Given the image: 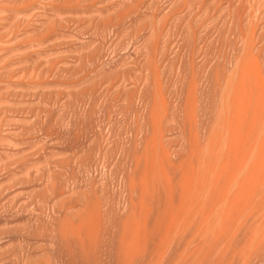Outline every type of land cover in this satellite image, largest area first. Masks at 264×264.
Masks as SVG:
<instances>
[{
  "label": "rangeland",
  "instance_id": "374dc122",
  "mask_svg": "<svg viewBox=\"0 0 264 264\" xmlns=\"http://www.w3.org/2000/svg\"><path fill=\"white\" fill-rule=\"evenodd\" d=\"M238 25L240 27L237 28ZM240 36L244 40L255 38L256 43L253 38L252 42L257 45V49L263 51L264 0H0V264H122L130 257L129 264L133 258H135V262L132 263L133 259L131 264H173L172 261L176 262L181 255L182 260L185 257L188 264L190 256L187 257L184 254L186 245H189L186 244V241L189 242L191 239L192 244L189 242L190 246L196 242L197 244L201 243L198 241L200 234L195 237L196 221L195 226H190L192 220L196 219L195 216H193V219H191L192 216L190 219L187 217L189 220L180 216L182 212L184 216H188L187 212L189 211L187 209L189 207L186 209L187 212L182 210L179 213V217L183 218L185 222L186 220L190 221L186 222L188 226L184 230L181 229L183 225H186L183 223L184 221H181L183 219L180 218V223L178 220V225H175L176 221L173 219L172 214H169L174 212L171 209L175 206L173 207L171 203H165L168 198L172 201L176 200L174 203V205L177 203L176 208H178L179 202L183 203V201H180V196L178 198L179 190H177V183L175 184L177 177L172 179L170 184L172 182L173 184L171 186L164 184L165 180L162 179L158 182L156 180L157 184L153 181L155 179L152 178V180L148 179L155 182L154 184L144 180L145 183L151 184L149 185L150 189L155 184L157 186L154 189L152 188V191L149 186L147 188V190L149 189V191H146L148 195H156H152V200L148 195L146 198V194L145 197H142L144 196L143 192L146 190L143 188H141V192H136L137 196L136 193L132 195V191L136 189L138 191V187L144 185L142 177H139L144 174L139 172V168H146L145 159L143 157L141 158L143 161L140 160L143 162V166L141 163L136 166L139 163L137 159L141 156L140 151L145 155L144 143L147 146L149 144L146 141L159 142L155 137L158 138L163 135L162 129H164V135L159 137L158 140L167 139V145H164L166 143L164 141L162 144L160 140V144L164 147L162 148L158 143V150L163 153V149L165 150V147H168V143H171L170 148L166 149L170 152L173 150L172 148H179V152L175 149L174 153L171 152V154L167 150L170 162L177 161L182 156V152L183 155L186 153L181 135L188 136L190 131L195 134L197 127L202 129L197 130L196 134L208 130L209 126L204 127L207 123L206 120L208 119V122L211 123L209 117L215 115L221 96V91H219L221 89H218L219 85H215L217 83L215 81L222 79L221 75L225 73L229 66L230 58H232L235 49L239 48ZM256 36L259 37V40ZM218 75L219 79L216 80ZM154 83H156V87L159 85L158 91L164 93L163 98L166 97L169 102L171 101L169 104L166 99L165 103L161 101V98L160 102L163 104L158 103L161 93L154 89ZM191 83H195L198 89ZM188 88H194L195 93L198 94L194 98H196L195 101L198 99L199 104L194 101L197 103L194 105L196 106L195 109L200 107L198 113L200 115H196V120H194V114H196L194 111L192 116L194 118H191L192 121H196L197 125L195 126L192 125L194 121H191V123L188 121L189 118L184 119L185 117H183L184 108L182 107L185 94L189 91ZM156 92L160 94H155ZM154 94L158 98V102L155 101L154 103H158L160 107L157 106L158 104H156L157 107L153 108L152 106L154 105L153 100L156 99L152 97ZM156 95L160 96L157 97ZM142 96H146L145 100ZM147 96L150 97V100ZM147 100L150 102H148L149 106L144 104V102L147 103ZM171 103L174 107L170 105ZM167 105H170L169 109L173 110L172 114H170L171 111ZM178 105L180 106L178 107ZM164 106L167 107L169 113L165 109L163 110L164 113L161 111L162 123H151L155 122L154 119L158 118L159 111L162 110L160 108H165ZM181 108L183 109V116L180 114L182 112H179ZM195 109L193 108V110ZM150 111H152L151 116L156 112L154 116L157 117L153 116L154 119H151V116H149ZM144 112L146 114H143ZM165 113L168 114V117L171 116L172 121L169 120L172 122L171 124L166 120L167 115ZM201 115L205 116V121L202 120ZM144 116V121L147 119L152 121H146L143 124L142 118ZM163 116H166V118L163 119ZM179 116L187 122L179 121ZM174 117H177V119L174 120ZM183 119L180 118V120ZM201 120L203 126L199 127ZM184 122L185 126L187 125L186 127L182 126ZM188 123L193 126L192 129L189 128ZM209 123L207 124L210 125ZM141 124L146 126H143L146 135L141 132L143 128L139 129L142 127ZM147 125H151L150 128ZM153 125L156 127V129L154 128L155 131L151 128L154 127ZM157 126L162 129L158 131ZM180 127L183 132L180 131ZM183 127L187 133L183 130ZM186 128L190 129L189 132ZM150 130L152 131L151 138L146 139L150 136ZM200 130L202 131L199 132ZM136 132L139 133L138 136L141 135L142 137L144 135L142 140L139 137L140 141L144 140V143L139 141L138 136L136 143L133 142L136 140ZM157 133H159L158 136ZM203 133L198 136L200 140L204 136ZM179 135L180 138L178 139ZM144 137L146 138L144 139ZM153 137L155 139H152ZM133 143L143 145H140L141 148L138 150L139 146L133 147L135 145ZM180 147L182 148L180 149ZM135 152L136 154L139 153L135 155ZM177 155L180 157L177 158ZM130 156L138 158L132 162L133 158ZM170 156H172V160ZM128 157L130 158L128 159ZM136 162L138 163L136 164ZM133 168H137L136 171ZM143 169L140 171L146 172ZM130 171L136 172L134 181L137 180L141 184L138 185L136 181L137 185H135L134 182L132 183L131 178H129L131 179L130 182L126 180L128 176L132 177L133 175L134 177V173ZM123 176H126L125 179H122ZM140 179L141 181H139ZM161 181H163L162 185H160ZM130 183L135 189L131 187ZM126 184L129 185L128 188ZM148 184H146V187ZM124 185L128 191L126 193L123 191V189L126 190L123 188ZM158 186H163L162 189L159 187L160 193L156 192ZM130 187L131 191H129ZM164 188L177 192L176 196L173 195L176 198L172 196L175 192L170 191L172 194H168V198L165 199L164 192L166 191H164ZM161 190H163V197H161ZM129 192L131 196L127 194ZM123 195L125 197L129 195L127 196V202ZM132 196L133 199H131ZM137 197L143 198L141 199L143 201L146 198V203H148H145L146 206L151 207L155 204L153 205L155 214L152 212V207H147L146 212H149V214L151 212V215L148 214L151 217L149 219L146 215V218L141 217V227L138 228V231L139 229L144 231L142 227L146 228L148 226L145 219L148 220V224L153 222L150 226L154 229L150 227L149 230H154L153 232H156L157 235L163 232V225L166 224L168 226L174 225L176 229H178L177 226L180 228L175 232V228H168L166 225L164 230L168 229L170 231V229H173L171 230L172 233L164 231L163 236L157 237L155 234L153 236L151 231L150 234L148 233V226L147 231H145L147 234L143 235L144 238H142V235L136 234L139 240L142 238L146 243L145 245L142 243L143 240L142 242L136 240L142 243H139L140 245H144L141 246L143 249L146 248L144 250L141 248L142 251L147 253L145 258L146 253L143 252L140 255L142 253L140 249L137 258L135 254L130 255L131 251L129 249L130 253L127 249L123 253V249L128 246L131 247L129 240L132 238L126 239L128 237L126 235L131 237L132 234L129 230L132 228L130 225L133 224L132 232L138 227L137 223H140L138 216L142 215L138 213L145 214L142 209L139 211V206L135 208V205H138L137 201H140ZM148 198L151 202L153 200L158 201H153L149 205ZM159 198H161V201ZM130 199L131 201L134 200L132 201L133 209L130 207L132 203ZM135 201L137 204L134 203ZM156 203L158 204L156 205ZM159 203H165V205ZM188 203H190L189 200L183 204V209L189 205ZM126 204L130 207L129 209ZM139 204L143 205L140 202ZM145 205L143 206L144 209L146 208ZM162 206L165 207L164 210L169 206L171 207L168 211V217L165 216V213L167 215L166 211L169 209L163 211ZM124 208L129 216L126 215V212L124 214ZM148 208L151 211H148ZM89 209H96V212L97 210L100 211L98 212L100 215L94 212L95 217H97L95 218L88 211ZM137 209L139 212L135 211ZM84 211H88L93 219L90 221L85 220L82 216ZM130 213H135L134 216L131 214L132 219ZM161 213L165 216H161L162 219H166L163 220L164 222L160 221L162 220L160 215H163ZM89 214L85 217L86 219L91 217ZM125 215L130 220L126 219ZM82 217L84 222L80 224L83 221ZM137 217L138 219H136ZM124 218L130 223L126 224ZM170 218L175 221V223L172 221L174 224L170 223L171 220H168ZM199 218L196 220L199 221ZM132 220L135 223H132ZM159 221L160 224L161 222L164 223L162 227L159 225L160 229L163 228L162 232L156 228ZM165 221L168 222L165 223ZM67 222L69 224L73 223L75 227L78 226V229H76L78 232L75 228H71L73 225L71 226ZM123 222L127 227L123 226ZM142 224H146V226H142ZM198 226L197 229L199 230ZM188 227H192L191 230ZM69 228L71 229L68 230ZM120 228L124 229L120 231ZM155 228L158 230L156 231ZM187 228L188 233L186 231L184 233L186 235H184L183 232ZM179 230L184 236L178 233ZM120 232L121 234L124 233L126 240L123 234L120 236ZM125 233L127 234L125 235ZM165 233H168L167 236H165ZM175 233L180 234V237L184 239L181 240L178 236L179 242L176 243L178 240H176L177 237L174 238L177 235ZM200 233L202 236L200 235L199 238L202 237L201 241H205L207 238L204 237L206 236L205 233ZM151 234L152 236H148ZM170 234H174V236H169ZM188 234H190V237ZM192 235L195 239L191 238ZM237 235V242V236L232 241L235 240L239 246L242 243L240 240L242 234ZM119 237H123V241L120 242ZM145 237L148 238L147 241ZM153 237H157V240L155 238V241ZM165 239L171 242L175 251L170 247L171 244L167 245L169 241H165ZM173 239H175V242L172 241ZM210 239L212 241L209 236L206 244L209 243ZM163 240L162 244H166L170 253L168 249H165L164 244L162 247L165 251L157 245V243L161 245ZM125 241L128 243H125ZM211 241L209 244H211ZM180 242H183L181 243L182 246ZM221 242H225V240L215 242L219 248L223 244ZM232 243L230 245L224 243L226 246V249H223L224 252H229L226 255L222 253L223 250L221 251L217 245L218 249L214 248V243H212L213 246H209L210 248L212 246L213 252L207 246L204 247L206 253L207 250H210L208 255L202 251L203 247L200 250L202 251L200 257L199 254L190 251L194 246H188L191 249L187 248L186 252L189 250V252H192V256L195 254V264H203L201 263L203 261L204 264L206 262V264H211V261H214L213 259L215 261L212 264H215L216 261L220 260H216L217 257L214 256H218L217 254L221 256V253L222 256L225 255V258H228L229 255H232L230 259L235 257L232 261L235 260L236 262L234 261L235 263L232 262V264H237L240 256L234 255L232 248L238 246L235 244V247ZM134 244L132 243V245ZM197 244L194 245L197 246ZM148 245L154 247L153 250L151 247L149 249ZM119 246H122L123 249H120ZM227 246L231 249H227ZM262 246L264 244L256 248V255L252 252L255 248L251 251L254 254H252V258L249 257L251 255L249 252V255L247 254L249 258L246 255V259L245 256L241 257L239 262L241 261V264H243V260L251 262V258L252 262L247 264H264V251L262 250L264 247ZM159 248L169 254L166 253V257L164 252L160 251V256L162 253V256H165L162 257L163 259L160 257L162 260L156 258L159 255L157 253ZM194 249V251H198L196 247ZM132 250L134 249L132 248ZM218 250L220 253L216 254ZM136 251L137 249L135 253ZM151 252L152 255L154 254L153 257L150 255ZM203 252L206 254V262ZM177 253L179 256L175 255ZM172 254L173 256H171ZM196 255H198L197 258ZM125 256L127 257L126 260H124ZM177 256L178 259L176 260L175 257ZM192 256L191 259L195 260ZM170 258L173 259L170 260ZM208 258L212 260L209 261ZM138 259H140L139 262ZM197 259H201V262L197 263ZM221 259L224 260L223 257ZM227 260L225 259L224 262H228ZM179 261L174 264H180ZM182 262L181 264H184V261ZM224 262L221 261V263ZM245 262L244 264H246Z\"/></svg>",
  "mask_w": 264,
  "mask_h": 264
},
{
  "label": "bare ground",
  "instance_id": "6f19581e",
  "mask_svg": "<svg viewBox=\"0 0 264 264\" xmlns=\"http://www.w3.org/2000/svg\"><path fill=\"white\" fill-rule=\"evenodd\" d=\"M253 26V25H252ZM238 27H240L239 25L237 26V28ZM241 29V28H240ZM251 30H253V29H251ZM250 30V31H251ZM237 31V30H236ZM240 31V30H239ZM243 31V30H242ZM246 31V30H245ZM260 32V31H259ZM237 33V32H236ZM235 33V34H236ZM242 33V32H241ZM261 33V32H260ZM249 34H251V33H249ZM240 35H242V34H240ZM243 35H244V31H243ZM242 35V36H243ZM254 35V34H253ZM256 35V34H255ZM251 36V35H250ZM239 37V36H238ZM245 37V36H244ZM248 37V36H247ZM262 37V36H261ZM264 37V36H263ZM253 38V37H252ZM249 39V40H247V38L244 40L243 38H241V36H240V39H239V44L241 45H239V48H234L235 49V51H234V54H233V56H232V58H230V61H229V66L227 67V69H226V71H225V73H223L221 76H222V79H219L218 77H219V75H220V73H219V75L217 76V79L216 80H218V81H215V82H217L215 85H219L220 86V88H219V86H218V89H221V90H219V91H221V93L218 91V93H220V99H219V101H218V104H217V108H216V110L217 111H215V115H211L209 118H210V120H211V123H209L208 122V119L206 120L207 121V123H209L210 125H208L207 123H206V125L204 126V127H208L209 126V128H208V130L206 129V128H204V129H206V131H204V136H203V138H201L202 140H200L199 139V137L198 136H200L199 134H201L202 135V133H199V134H196L198 131L197 130H199V129H202V128H199L198 129V127H197V130L195 131V134H193L191 131H190V133H188V136H184V135H181L182 136V142H183V144L185 145V147H186V153H185V155H183L182 153H181V157L180 156H178L179 154L176 152V154H178L177 156V158H179L176 162L174 161H172V162H170V160L168 159V155H167V150L168 149H166V148H170V144L168 143V147H165V150H166V153H165V150L163 149V153H162V151H160V150H158V148H157V145H158V143H159V145H161L160 144V140L161 139H159L158 140V138L159 137H162L163 135H164V129H162V128H160V129H162V132H163V135L162 136H159L158 138L157 137H155L156 138V140L157 141H159V142H156L155 143V141L154 140H152V142H151V140H149V142L148 141H146L147 143H149L148 144V146H147V144H145L144 143V140L143 141H140V139L142 140V137L144 136H142L141 137V135H139L138 136V134H137V132H136V140L135 141H133V142H135L136 143V141L139 139V137H140V139H139V141L142 143H144V145H145V148H146V146H147V148L145 149H143V150H145V155H143L142 154V152L140 151V154H141V156L138 158V157H136V158H138L137 160L139 161V163L138 162H136V164H134V165H136V166H139L140 165V163H141V165H142V163L143 162H141V161H143V160H141V158H143L144 157V159H145V167L146 168H144L143 169V167H142V169L143 170H146V172H141L140 170H142L141 168H139L140 170H139V172L141 173V174H144V175H142V176H139V177H142V182L144 183V185H142V187L140 186V188L138 187V191H136V190H134V191H132V195H133V193H136V192H139L140 190H141V188H143L144 190H145V192H143L144 193V196H142V197H145V194H146V198H147V195H148V193H146V191H149V189H150V186L149 185H151L150 183L148 184V183H145V181L147 182H151V181H149V179L148 178H150V180H152V179H155V180H153V181H155L156 182V180H157V182L160 180V179H162V180H165L164 181V184L166 183V184H169L170 186L173 184V182L170 184V182L172 181V179L173 178H176L177 177V182H175V180H174V182H175V184H176V186H177V190H179V194H178V198H179V196H180V199H178V200H180V201H183V203L182 202H179L180 204H179V206H178V208H176V204L174 205V203H175V201H172V199H170V198H168V194L170 195V194H172L171 192H175L174 190L176 189V187L174 188V190L173 191H171L172 190V188H169V189H171L170 191H169V189L168 190H166L165 188L167 187V185L165 186V190L164 191H166V192H164V197H165V199H167L168 198V201L167 202H165L166 204H168V203H171L172 205H173V207L175 206V208H173V209H171L172 210V212H173V210H174V212L173 213H169V214H172V217H173V219L176 221V223H175V221H173L171 218L170 219H168V220H171V224L174 222L175 223V225H178V222L180 223V218L183 216V218H186V219H188L187 217H189V219H190V217L192 216V218L191 219H193V216H195V218L197 219V218H199L200 220V222L199 221H197L196 219H193L192 220V222H191V225L190 226H192V225H194V224H196L197 223V225H196V227H195V229H194V233H196V235H195V237L197 236L198 237V235L200 234L201 236H202V234L200 233V232H202L204 235H206V236H204L205 238L207 237V238H209V236H210V238H212V241H211V239H210V241H211V244H209L210 243V241H209V243H207L206 244V241L208 242V240H207V238L205 239V241L203 240V241H201V239H203L202 237H201V239L199 238L200 237V235H199V237H198V241L199 242H201V243H198L197 244V242L196 243H194L195 245L197 244V246H195L194 244L193 245H191L190 246V243L189 242H191V239L189 240V242L188 241H186L187 243L186 244H189V245H186L187 247L185 248L186 249V251H187V248L188 249H191V248H189V247H192V246H194V247H196L197 248V250L199 251V253H198V251L196 252V251H194V250H196V249H194V247H192L193 249L192 250H190V251H193V252H195L196 254H199V257H200V252H202V251H204V250H206V248H204V247H208V248H210L209 246L210 245H214V248H216V249H218L219 248V246H218V244H216V243H218L220 240L222 241H224L225 240V242H221V246H220V248L219 249H221V251L223 250V249H226V243H227V245H230L233 241V238L235 239V236H237V238H236V242H237V240H238V235L237 234H239V233H241L242 235L240 236V237H242V239H240L241 241H242V243L240 244L239 243V241H238V243L240 244L239 246L236 244V242H235V240H234V242L232 243V245L233 246H235L236 247V245L238 246V247H236V248H232V253L234 254V255H237L239 258V260L241 259V257L243 258L244 256V258L246 259V255L250 252L251 253V255L253 254L252 252H254V254H255V250H256V248L257 247H259L260 245H263L264 244V49H263V51H261V50H259V48L257 49V45L255 44L256 42H255V38H253L254 39V42H252V40L253 39ZM256 38H257V36H256ZM259 38V37H258ZM257 38V39H258ZM262 39V38H261ZM251 40V41H250ZM259 40V39H258ZM264 40V39H263ZM259 43V42H258ZM259 45V44H258ZM263 45V44H262ZM260 46V45H259ZM260 49H261V46H260ZM226 67H224V68H226ZM221 71V70H220ZM223 71V72H224ZM217 74V73H216ZM154 75V74H153ZM156 76V75H155ZM213 76H214V74H213ZM214 78V77H213ZM158 79V78H157ZM154 80V79H153ZM159 80V79H158ZM190 82V81H189ZM194 82V81H193ZM220 82V83H219ZM157 83V82H156ZM156 83H154L155 84V90H157L158 91V89H159V85H157V87H156ZM195 88L197 87V85L194 83H191ZM191 86V85H190ZM190 86H188V87H190ZM192 86V87H193ZM182 87H184V86H182ZM153 88V87H152ZM158 88V89H157ZM185 88V87H184ZM187 89V88H186ZM196 89H198V88H196ZM189 90V91H188ZM188 90H185V91H188V93L186 92V94H185V101L183 102V100H182V102L184 103L183 104V107L182 108H184V110L181 108V110L179 109V112H182V110L184 111V116H183V112L182 113H180L183 117H185L184 119H186V118H189L190 120H188V121H192V119L194 118H192V116H193V112L194 113H196V114H194L195 115V119L194 120H196V115L197 116H199L198 115V113H199V108L198 109H195V105L194 104H197L199 101H198V99H197V101H195L196 100V98H194V96L195 97H197V95L198 94H196L195 93V89L193 88V89H191V88H188ZM193 90H194V93H193ZM162 91V90H161ZM184 91V90H183ZM183 91H182V94H183ZM197 91V90H196ZM158 92H160V90L158 91ZM150 93V92H149ZM161 93V92H160ZM160 93H155V94H160ZM185 93V92H184ZM155 94L152 96L153 98H156L155 97ZM164 94V93H163ZM163 94L161 93V97H159L160 95H156L157 97H159V99L158 98H156L155 100H153V103L156 101V102H158L157 101V99L159 100V102L158 103H161V105L163 104L162 102H160V98H161V101H164V103H165V99L167 100V98L165 97V99L163 98ZM152 95V94H151ZM150 95V96H151ZM184 95V94H183ZM193 96V97H192ZM143 97V96H142ZM142 97H141V100H142ZM146 97V96H145ZM145 97H143V100H145ZM148 97V96H147ZM182 97V96H181ZM184 97V96H183ZM193 99H192V98ZM149 98V100H150V97H148ZM152 98V99H153ZM163 98V99H162ZM180 99V98H179ZM182 99V98H181ZM149 100H147V103H145L144 102V104H146V105H148L149 106V104H148V102H149ZM171 100V99H170ZM173 100V99H172ZM175 100V99H174ZM177 100H178V98H177ZM168 101V100H167ZM166 101V102H167ZM180 101V100H179ZM197 102V103H195V102ZM141 102H143V101H141ZM171 102V101H170ZM169 101L167 102L168 104L170 103ZM175 102V101H174ZM220 102V103H219ZM150 103V102H149ZM152 103V104H153ZM158 103H154V105H152L153 106V108L154 107H160L159 106V104ZM181 103V102H180ZM143 104V105H144ZM156 104H158L157 106H156ZM199 104V103H198ZM145 105V107H146V109L148 110V108H147V106ZM170 105H172V103L170 104ZM170 105H167V107H168V109H169V106ZM177 105V104H176ZM173 106V105H172ZM180 105H178V107H179ZM194 106V107H193ZM198 106V105H197ZM165 107V106H164ZM167 107H165V108H160V109H162V110H160L159 112H160V115L158 116V118H156L155 116H154V114H156V112H154V114L151 116V112L152 111H150V115L149 116H151V119H154V117L156 118V119H161V120H156V119H154V121L155 122H151V123H158V122H160V123H162L161 121H163L162 120V117H161V115H162V113H164V109L167 111ZM174 107V106H173ZM176 108H177V106H175ZM144 108V107H143ZM153 108H151L152 110H154ZM172 108V107H171ZM176 108H174V109H176ZM193 108L195 109V110H193ZM211 108V107H210ZM209 108V109H210ZM157 110H158V108H156ZM156 109H155V111H156ZM170 110V109H169ZM176 110H178V109H176ZM198 110V112H196ZM161 111H163L162 113H161ZM165 111V112H166ZM171 111V113L170 114H172V112H173V110H170ZM142 112H143V110H142ZM145 112H146V110H145ZM143 113V114H146V113ZM168 113H169V111H167ZM174 112H176L177 113V111H175L174 110ZM205 112V111H204ZM212 112V111H211ZM149 114V113H148ZM202 114V113H201ZM207 114V113H206ZM158 115V114H157ZM165 115H167V118H166V116H163V119H165L166 118V120H171V116L169 115V117H168V114L167 113H165ZM173 115H175L174 113H173ZM209 115V114H208ZM146 116V115H145ZM145 116H144V118H142L143 119V124H145L146 123V121H148V122H150V121H152L151 119H150V117H149V119H150V121L147 119L148 118V116H147V120L146 121H144V119H145ZM154 116V117H153ZM176 116V115H175ZM202 116V115H201ZM200 116V117H201ZM141 117H143V116H141ZM180 117V116H179ZM208 117V116H207ZM170 118V119H169ZM175 118L177 119V117H174V120H175ZM181 119H183L182 117H180ZM180 118H179V121H185V122H187L186 120H180ZM192 118V119H191ZM198 118V117H197ZM202 118V120L203 121H205V116H202L201 117ZM212 118V119H211ZM199 119V118H198ZM198 119H197V122H198ZM165 120V121H166ZM193 120V121H194ZM201 120V123H200V125H198L199 127H202L203 126V121ZM142 121V120H141ZM157 121V122H156ZM168 121L166 122L167 124H168ZM172 121V120H171ZM178 121V120H177ZM192 121V122H193ZM145 122V123H144ZM176 122V121H175ZM185 122H184V124H182V126L184 125L185 126ZM191 122V123H192ZM140 123H142V122H140ZM169 123L171 124L172 122H170L169 121ZM179 122H177V124H178ZM195 123V124H194ZM194 123H192V125L193 126H195V125H197V123H196V121H194ZM147 124H149V123H147ZM189 124V128H191V127H193L190 123H188ZM199 124V123H198ZM202 124V125H201ZM205 124V123H204ZM155 125V124H154ZM153 125V126H154ZM159 125V124H158ZM161 125V124H160ZM163 125H165L164 123H163ZM179 125V124H178ZM191 125V126H190ZM140 126H142V124L140 125ZM144 127H146L145 125H143ZM140 127L139 129H141V128H143V130L141 131V132H144L145 133V131H144V127ZM151 126V125H150ZM150 126L149 125H147V127H149L150 128ZM156 126V125H155ZM151 127V128H153V130L155 131V129H156V127ZM166 126H168V125H166ZM172 126V125H171ZM175 126V125H174ZM179 126H181V125H179ZM187 126V125H186ZM185 126V127H186ZM158 128H157V130L158 131H160V129H159V126H157ZM163 127V126H162ZM170 127V126H169ZM168 127V128H169ZM149 128H147V129H149ZM155 128V129H154ZM168 128H167V130H168ZM171 128V127H170ZM184 128V127H183ZM188 128V127H187ZM186 128V129H187ZM195 129H196V127H194ZM193 128V131L195 130ZM146 129V130H147ZM172 129V128H171ZM178 129V128H177ZM180 129V131L181 132H183L182 130H181V127L179 128ZM178 129V130H179ZM192 129V128H191ZM184 131H185V128L183 129ZM188 130V129H187ZM190 130V129H189ZM189 130H188V132H189ZM151 131V130H150ZM202 130H200L199 132H201ZM138 132H140V131H138ZM140 132V133H141ZM147 132V131H146ZM149 132V131H148ZM179 132V131H178ZM180 132V133H181ZM186 133H187V131H185ZM206 132V133H205ZM150 133V132H149ZM165 133H167V131H165ZM171 133V132H170ZM192 133V134H191ZM148 134V133H147ZM151 134H152V131H151V133L149 134L150 136H149V138L147 137H144V139L146 138V139H150L151 138ZM155 134H156V132H155ZM181 134H185V133H181ZM145 135H146V133H145ZM154 135V134H153ZM159 135V133H157V136ZM185 135H187V134H185ZM196 135V136H195ZM137 136H138V139H137ZM165 137V136H164ZM167 137V136H166ZM154 137L152 138V139H155ZM168 138V137H167ZM180 138V135H179V137H178V139ZM163 139H165V138H163ZM177 139V140H178ZM134 140V139H133ZM167 140V139H166ZM166 140H163L164 142H166ZM162 141V140H161ZM163 141H162V144H163ZM171 141V140H170ZM179 141V140H178ZM178 141H177V144H178ZM135 143H133V144H135ZM137 145H138V143H137ZM136 144L133 146V147H135V146H137ZM141 145V144H140ZM140 145H138L139 146V148H138V150L141 148L140 147ZM143 145V144H142ZM141 145V146H142ZM165 146L167 145V142L164 144ZM172 145H173V143H172ZM171 145V146H172ZM179 145V144H178ZM162 146V145H161ZM158 147H160V146H158ZM164 146H162V148H163ZM179 147V146H178ZM182 147H184V146H182ZM182 147H180V149L182 148ZM184 147V148H185ZM136 148V149H137ZM132 149V148H131ZM173 149V150H172ZM171 150V152H173L174 153V150L176 149V151H178V149L179 148H172ZM134 150H135V148H134ZM142 150V151H143ZM136 151V150H135ZM160 151V152H159ZM183 151V150H182ZM133 152V151H132ZM168 152H170L169 150H168ZM171 152H170V154H171ZM179 152V151H178ZM184 152H185V149H184ZM134 153V152H133ZM139 153V152H138ZM137 153V154H138ZM144 153V152H143ZM165 153V154H164ZM136 154V152H135V155H137ZM169 154V155H170ZM143 155V156H142ZM133 156H134V154H133ZM139 156V155H138ZM175 156V155H174ZM131 157V156H130ZM130 157H128V159L130 158ZM131 158H133L132 159V162H134L135 161V159L136 158H134V157H131ZM170 158H171V160H172V156H170ZM174 158V157H173ZM176 158V159H177ZM175 159V158H174ZM131 160V159H130ZM130 160H129V162H130ZM136 160V161H137ZM141 160V161H140ZM128 162V163H129ZM131 162V163H132ZM130 165H133V164H130ZM129 165V166H130ZM129 166L127 167V169H126V172L128 171V168H129ZM143 166V165H142ZM132 167V166H131ZM130 167V168H131ZM134 167V166H133ZM141 167V166H140ZM134 169V168H133ZM136 169L137 168H135L134 169V171H136ZM134 171H132L133 173H134ZM131 172V171H130ZM129 172V173H130ZM131 172V173H132ZM128 173V174H129ZM130 173V174H131ZM137 173H138V170H137ZM139 173V174H140ZM135 174H136V172L134 173V177H133V175H132V177H130V176H128V179H126V180H129V182L131 181V179H132V183L134 182V184L135 185H137V183H135L136 181H134L135 179ZM126 175V174H125ZM137 176V177H138ZM144 176H145V178H144ZM175 176V177H174ZM124 177H126V176H123L122 177V179H125ZM146 177H147V179H146ZM129 178H131V179H129ZM144 178V179H143ZM152 178V179H151ZM137 179V178H136ZM139 179V178H138ZM145 180V181H144ZM124 181V180H123ZM139 181H141V179L139 180ZM151 182V183H155V182ZM125 182V181H124ZM128 182V181H127ZM128 182V183H129ZM138 182V181H137ZM157 182H156V184H157ZM162 182L163 181H161V184L160 185H162ZM139 183L141 184V182H138V185H139ZM125 184V183H124ZM134 184H133V186H134ZM146 184H148L147 185V187H146ZM155 184V185H156ZM159 184V183H158ZM174 184V185H175ZM127 185V184H126ZM130 185H131V187H132V184L130 183ZM154 185V187H152L153 189L155 188V187H157V186H155ZM174 185H173V187H174ZM148 186H149V189L147 190V188H148ZM127 188L129 187V185H127L126 186ZM126 187H125V185H124V187L123 188H125L126 189ZM131 187L129 188V191H131ZM146 187V188H145ZM159 187L160 186H158V191L156 190V192H159L160 193V191H159ZM161 187H163V186H161ZM160 187V188H161ZM132 188H134L135 189V187H132ZM151 188V189H152ZM150 189V190H151ZM162 189V188H161ZM163 190H161V197H163L162 196V192H163ZM123 191H125V193L126 192H128L127 191V189L126 190H124L123 189ZM143 191V190H142ZM152 191V190H151ZM167 191H169V193H167ZM141 192V191H140ZM155 192V191H154ZM142 193V194H143ZM152 193V192H151ZM165 193H167V194H165ZM176 193L177 192H175V194H172V196L173 195H175L176 196ZM127 194H129L130 195V192L129 193H127ZM158 194V193H157ZM124 195H126V194H124ZM123 195V196H124ZM129 195H127V196H129ZM136 196H137V193L135 194ZM139 195H141L140 193H139ZM152 195H155V194H152ZM152 195H148V197L151 199V197H152ZM159 195V194H158ZM167 195V196H166ZM127 196L125 197L124 196V198L126 199V202H127ZM131 196V195H130ZM156 196V195H155ZM172 196H170L171 198H172ZM175 196H173V197H175ZM160 197V196H159ZM130 198V197H129ZM139 197H137V199H138ZM146 198H145V201H143V200H141V199H143V198H139V200L140 201H137V199H136V201L138 202V205H135V208H136V206L138 207V209H139V211H140V209H142V212H145V214H143V213H141V212H139L138 211V209L137 210H135V211H138L139 213L138 214H141L142 216H138L139 217V221H140V223L138 222L137 224H138V227H134L135 228V230L134 231H132L131 232V229H133V224H132V226L130 225V227H132L131 229H129L130 230V233H132L130 236L131 237H129V235H126L127 233L129 234V232H127V233H125V235L126 236H128V237H126V239L127 240H129L128 238H132V239H130L129 240V245L134 249V250H132V248L130 249L129 248V246L128 247H126L125 249H123L122 248V246L120 247L119 246V248L121 249H123V253H124V250H130L131 251V253H130V251L128 250V252L130 253V255L132 256V255H134L135 254V257L137 256V255H139V252H140V250H141V246H144V245H140L139 243H141L142 242V240H143V244H145L146 245V243H144L145 241H144V239H142V238H144V234H147V232H145V231H147V230H149L150 229V227L151 228H153L152 226H150V224H152L151 222H150V224H148L149 222H148V220H146L145 219V223L147 222V225L149 226H146V224L144 225V224H142V226H146V228H144V227H142L143 229H144V231L142 230H140L139 229V231H138V228H140L141 227V217H145V215H146V217L149 219L151 216H149V215H151V212H150V214H149V212L147 213L146 211H147V207H149V208H151L152 209V212L154 213V211H153V209H155V208H153V205H155V204H153V205H151L152 203H153V201L151 202V201H149L150 199L148 198V202H150L149 203V205H151V207L150 206H146L145 205V203H146ZM156 198V197H155ZM154 198V199H155ZM158 198V197H157ZM176 198V197H175ZM131 199H133V196L131 197ZM131 199H130V201H131ZM160 199V201H161V198H159ZM134 200H135V198H134ZM134 200H132V201H134ZM152 200V199H151ZM189 200V202L190 203H188L187 205V207H185V209H183V204L186 202L187 203V201ZM131 201V202H132ZM136 201L134 202L135 204H137L136 203ZM142 201V202H141ZM156 201H158V200H156ZM156 201H154V202H156ZM173 203H172V202ZM128 202H129V199H128ZM139 202L140 203H143V205H140L139 204ZM123 203H124V201H123ZM165 203H163L164 205H165ZM128 204H130V203H128ZM128 204H126V207L129 209L130 207L133 209V207H132V204H133V202L130 204L131 206L129 207L128 206ZM146 204H148V203H146ZM158 203H156V205H157ZM160 204V203H159ZM163 204H160V205H163ZM145 205V209L143 208V206ZM160 205H158L159 207H160ZM163 205V206H164ZM186 205V204H185ZM184 205V206H185ZM162 206V210L163 211H166L167 209H169V208H171L170 206H169V208L167 207L166 208V210H164L165 209V207H163ZM125 207V208H126ZM156 207V206H155ZM189 207V209H187ZM86 208H89V207H86ZM125 208H124V214H125V212H126V210H127V208H126V210H125ZM149 208H148V211H151V209L149 210ZM131 209V210H132ZM156 209H158V208H156ZM186 209L189 211V212H187L186 211ZM85 210V209H84ZM87 210V209H86ZM161 210V211H162ZM182 210H184V212H187V214H188V216L187 215H183L182 213ZM190 210H191V212H190ZM88 211H90V213H92V216H94L95 217V214L96 213H98V212H100V211H98L97 210V212H96V209L95 210H88ZM88 211H84L83 213L85 214V213H88ZM130 211V210H129ZM135 211H130V212H135ZM157 211V210H156ZM160 211V212H161ZM168 211H170V209L169 210H167L166 212H167V215H166V213H165V216H167L168 217ZM94 212H95V214H94ZM180 212H182L181 213V215L179 214ZM82 213V212H81ZM80 213V214H81ZM127 213L128 212H126V215H127ZM82 215V216H84V219L85 220H88V221H90L91 219H93V217L91 216V214H89L90 216V218H88V219H86L85 217L88 215ZM99 214V213H98ZM131 214H133V216H134V214L135 213H130V218L132 219V215ZM149 214V215H148ZM155 214V213H154ZM154 214H153V216H154ZM158 214H159V211H158ZM161 214H163V213H161ZM100 215V214H99ZM125 215V216H126ZM137 215V214H136ZM179 215L181 216V217H179ZM197 215V216H196ZM124 216V217H125ZM127 216H129V214L127 215ZM125 217L126 219H128V220H130L128 217ZM156 216H158V215H156ZM161 216H163V217H165L164 216V214L163 215H160V219H162L161 218ZM170 216V215H169ZM178 216V217H177ZM81 217V216H80ZM122 217V216H121ZM138 217L136 218V219H138ZM145 217V218H146ZM166 217V218H167ZM171 217V216H170ZM95 218H97V217H95ZM98 218H99V216H98ZM125 218H124V221L126 222V224L127 223H130V222H127V220H125ZM176 218H177V220H176ZM179 218V219H178ZM183 218H181V219H183ZM81 219H83V217L81 218ZM80 219V220H81ZM84 219H83V221H81L80 222V224L82 223V222H84ZM160 219H157V220H160ZM188 219V220H189ZM121 220H123L122 218H121ZM120 220V221H121ZM152 220V219H151ZM155 220V219H154ZM163 220H166V219H162V220H160V221H163ZM179 220V221H178ZM188 220H186V222H190V221H188ZM144 221V220H143ZM156 221V220H155ZM160 221L159 222H157V223H159V224H157V227L156 228H158L161 232H162V229H160L161 227H162V224H164L163 222H161V224H160ZM173 221V222H172ZM178 221V222H177ZM182 222L184 221V219L183 220H181ZM195 221H196V223H195ZM122 222V221H121ZM120 222V223H121ZM125 222H123L122 224H123V226L125 225L126 227H127V225L125 224ZM134 221L132 220V223H133ZM137 222V221H136ZM168 222V221H167ZM166 221H165V223H167ZM182 222H181V224H180V227H181V225H182ZM186 222L184 221L183 223L184 224H186ZM68 223V222H67ZM70 223H72V222H70ZM135 223V222H134ZM144 223V222H143ZM173 223V224H174ZM193 223V224H192ZM69 224V223H68ZM119 224V223H118ZM121 224V225H122ZM136 224V225H137ZM169 224V223H168ZM170 224V225H171ZM189 224V223H188ZM69 225H73L71 228H75V230L76 229H78V226H74V224L72 223V224H69ZM156 225V224H155ZM154 225V226H155ZM159 225L161 226L160 228H159ZM167 225V224H166ZM166 225H163L164 226V229L166 228V227H168V228H175L176 226H166ZM198 225H200V226H198ZM128 226H129V224H128ZM166 226V227H165ZM186 226H188L187 224L186 225H183L182 226V228L181 229H183L184 230V228H186ZM195 226V225H194ZM197 226H198V228H199V230L197 229ZM70 227V226H69ZM122 227V226H121ZM147 227H148V229H147ZM71 228H69L68 230H70ZM129 228V227H128ZM156 228H155V230H156ZM177 228L178 229H180L178 226H177ZM189 228V230H191L190 228H192V227H188ZM188 228L187 229H185V232H183L182 230H181V232H183V234L184 233H186V231L188 230ZM82 229V228H81ZM122 229H124V228H120V231L122 230ZM126 229V228H125ZM147 229V230H146ZM154 229V228H153ZM157 229V230H158ZM163 229V232L162 233H164V231H166V232H168L169 230L168 229H166V230H164ZM173 229H170V231L169 232H171V230H173ZM178 229H176L175 228V232H177L176 230H178ZM74 230V231H75ZM80 230V229H79ZM87 230V229H86ZM85 230V231H86ZM127 231H128V229H126ZM137 230V231H136ZM156 230V231H157ZM196 230H197V232H199V233H197L196 232ZM77 231V230H76ZM80 231H83V230H80ZM119 231V230H118ZM137 233H136V232ZM150 231L151 230H149V234H150ZM154 231V230H153ZM153 231H151V232H153ZM193 231V230H192ZM72 232H73V230H72ZM78 232V231H77ZM125 232V231H124ZM139 232H141L140 234H139ZM143 232V233H142ZM145 232V233H144ZM190 232V231H189ZM79 233H81V232H79ZM88 233H89V231H88ZM87 232H86V234H88ZM119 233V232H118ZM156 233V232H155ZM154 232H153V236H154V234H155ZM158 234H159V232H157ZM159 234V235H157V234H155V236L157 235V237H159L160 235H162L163 236V234ZM172 233V232H171ZM178 233H180V230H179V232ZM187 233H188V231H187ZM194 233H192V234H194ZM120 234H121V232H120ZM122 234H123V237H124V233L122 232ZM122 234L120 235V236H122ZM133 234H134V236H133ZM142 235V238H140V240L138 239V236L137 235ZM166 234H168V233H165V236H167ZM175 234H177V233H175ZM181 234V233H180ZM180 234H177L174 238H176L177 237V239L176 240H178V236H179V239H181V240H183L184 238L182 237H180ZM183 234H181V236L183 235ZM191 234V233H190ZM190 234H188V236L190 237ZM208 234V235H207ZM85 235V234H84ZM119 235V234H118ZM184 235H186V234H184ZM183 235V236H184ZM136 236V237H135ZM148 236H152V234L151 235H148ZM162 236H161V238H162ZM169 236H174V234L173 235H169ZM193 236V235H192ZM117 237V236H116ZM123 237H119V241L121 242V241H123ZM135 239H134V238ZM147 237V236H146ZM145 237V240L147 241V239L148 238H146ZM157 237H155L156 238V240H157ZM137 238V239H136ZM150 238H152V237H150ZM154 238V237H153ZM155 238H154V240H155ZM160 238V239H161ZM186 238V237H185ZM192 239L194 238V236L193 237H191ZM82 239V238H81ZM118 239V238H117ZM121 239V240H120ZM124 239H125V237H124ZM125 239V240H126ZM164 239V238H163ZM166 239H169V238H166ZM165 239V241H169V240H166ZM187 239H189V238H187ZM195 239V238H194ZM197 239V238H196ZM131 240H134V241H131ZM136 240H139V241H141V242H139V241H136ZM155 240V241H156ZM175 239H173L172 241H174ZM180 240V241H181ZM186 240V239H185ZM184 240V241H185ZM148 241H151V240H148ZM153 241V240H152ZM154 241V242H155ZM183 241V242H184ZM193 241V240H192ZM230 241V242H229ZM120 242H118V243H120ZM130 242H131V244H130ZM136 242V244H134ZM162 242H164V240L163 241H161V245L159 244V243H157V245L158 246H160V248H162V250H164L165 251V249L167 250L168 248H167V246H166V244H164L165 246H166V248L165 249H163V244H162ZM175 242V241H174ZM174 242H172V243H174ZM179 242V240L176 242V243H178ZM183 242H180V244L181 243H183ZM216 242V243H215ZM228 242H229V244H228ZM125 243H128V242H126L125 241ZM132 243L134 244V245H132ZM141 243V244H142ZM165 243H167V242H165ZM212 243H214V244H212ZM224 243H225V245H224ZM261 243H263V244H261ZM117 244V243H116ZM140 245V247H139V245ZM148 244V243H147ZM150 244V243H149ZM169 244H171V242L169 241V243H167V245L169 246ZM180 244H178V245H180ZM191 244H192V242H191ZM205 245V246H202V245ZM236 244V245H235ZM260 244V245H259ZM172 245V244H171ZM200 245V246H199ZM216 245H217V247H216ZM225 247H224V246ZM259 245V246H258ZM135 246H136V248H135ZM157 246V247H158ZM181 246H182V244H181ZM189 246V247H188ZM199 246V247H198ZM212 246H211V248H210V250L212 249V251L211 252H213L214 250H213V248H212ZM232 246V247H233ZM149 247H151V246H149L148 245V248ZM170 247H172L173 248V251H175L174 250V247H173V245L172 246H170ZM169 247V248H170ZM204 248L203 250L201 249V248ZM224 247V248H223ZM230 247V246H229ZM262 247H264V246H262ZM154 248V247H153ZM153 248L151 247V249L153 250ZM160 248L159 249H157V253L159 254H157L158 256L156 257V258H158V259H160V260H162L165 256L167 257V255H165L166 253L168 254V252L170 253V250L168 249V252H164V251H162V250H160ZM184 248V247H183ZM183 248H181V249H183ZM207 248V249H208ZM255 248V249H254ZM137 249V251H136V253H135V250ZM140 249V250H139ZM144 249H146V248H144ZM143 248H142V250H144ZM150 249V248H149ZM171 249V248H170ZM215 249V250H216ZM227 249H231V248H228V246H227ZM254 249V250H253ZM126 250V251H127ZM138 250H139V252H138ZM141 250V251H142ZM176 250H177V248H176ZM184 250V249H183ZM183 250H182V252H183ZM200 250H202V251H200ZM210 250H207L208 252L210 251ZM253 250V251H252ZM261 250V249H260ZM263 251H264V248L262 249ZM262 250H261V253H262ZM125 251V252H126ZM132 251H133V253H132ZM160 251H162V252H164V257L162 256L163 255V253L161 254V256H160ZM185 251V250H184ZM185 251V252H186ZM219 251V250H218ZM216 252V254L217 253H220V251L219 252ZM225 250H223V252L222 253H224L225 255L227 254V253H229V252H227V253H225L224 252ZM228 251V250H227ZM252 251V252H251ZM257 251H258V249H257ZM137 252H138V254H137ZM143 252L144 251H142V253H140V255L141 254H143ZM147 252H148V249H147ZM149 252H150V250H149ZM154 252L156 253V251L154 250ZM177 252H178V250H177ZM184 252V254H186L187 255V257H189V259H190V261H191V264H192V262H193V264H195L194 262L196 261V259H195V254H193V256H194V259L195 260H192L191 259V254H192V252H189V250H188V252H186L185 253ZM205 253H206V251H204ZM203 252V253H204ZM208 252L206 253L207 255H208ZM210 252V254H212ZM119 253V252H118ZM122 253V252H121ZM122 253V254H123ZM128 253V254H129ZM144 253H146V251L144 252ZM204 253V254H205ZM222 253H221V256H220V254H217L218 256H214V257H217L216 258V260H220V261H216V263L215 264H218L219 262V264H227V263H230V264H232V262L233 263H235L234 261H232L235 257H233V259H230V258H232V255H229L228 256V258L226 257L225 258V255L224 256H222ZM264 253V252H263ZM262 253V254H263ZM120 254V253H119ZM118 254V255H119ZM126 254V253H125ZM124 254V255H125ZM189 254V255H188ZM206 254L204 255V258H205V256H206ZM253 254V255H254ZM258 254V253H257ZM149 255V254H148ZM152 257L154 256V254L152 255V252H151V254H150ZM169 255V254H168ZM175 255H178L179 256V254L177 253V254H175ZM181 255V254H180ZM215 255V254H214ZM249 255V254H248ZM248 255H247V258H249V257H253V255L251 256H249L248 257ZM256 255V254H255ZM145 256H147V253L144 255V258H145ZM171 256H173V254L171 255ZM178 256L177 257H175V259L177 260L178 259ZM193 256H192V258H193ZM201 256H202V254H201ZM118 257H120V256H118ZM134 257V256H133ZM132 257V258H133ZM142 257V256H141ZM141 257H139L140 259H141ZM162 259H161V258ZM198 257V255H196V258ZM203 257V256H202ZM201 257V258H202ZM208 257V256H207ZM214 257H212V258H214ZM218 257H219V259H218ZM223 257L224 258V260H222L221 258ZM261 257V256H260ZM122 258V257H121ZM120 258V259H121ZM125 258H127L126 256L124 257V260H126ZM131 258V257H130ZM129 258V259H130ZM137 258V257H136ZM180 259H178L177 261H179V260H181V261H179L178 263H183L182 261H184V264H187V260H186V258L185 257H183V259L184 260H182V255H181V257H179ZM251 258H250V261L252 262V260H251ZM259 258V257H258ZM264 258V257H263ZM129 259H127V261H122L121 260V262H123L122 264H126V262H127V264H129L128 263V261H129ZM133 259H134V261H133ZM131 261H130V264H131V262L132 263H134L135 262V258H133ZM140 259H138L137 261L139 262V260ZM157 259V260H158ZM173 259V258H172ZM171 258H170V260H172ZM210 258H208V260H209ZM225 259L228 261V262H224L225 261ZM257 259V258H256ZM255 259V260H256ZM198 260V259H197ZM200 260V261H199ZM198 261H197V263H199V262H201V259H199ZM212 260V259H211ZM211 260H209V261H211ZM214 261H215V259H213ZM239 260H237L238 261V263H240L241 264V261L239 262ZM254 260V259H253ZM136 261V262H137ZM143 261V260H142ZM168 261V260H167ZM176 261V262H177ZM190 261H189V263L188 264H190ZM203 261V260H202ZM214 261H211V264H212V262H214ZM221 261H223L224 263H221ZM258 261V260H257ZM120 262V261H119ZM146 262V261H145ZM170 262V261H169ZM173 262V264L174 263H176V262H174V261H172ZM186 262V263H185ZM205 262H206V258H205ZM218 262V263H217ZM244 260H243V264H244ZM249 261L248 260H246V264L248 263ZM251 262H249V263H251ZM259 262V261H258ZM143 263V262H142ZM201 263H203L204 264V261L203 262H201ZM207 263V262H206ZM205 263V264H206ZM237 263V264H238ZM136 264V263H135ZM214 264V263H213Z\"/></svg>",
  "mask_w": 264,
  "mask_h": 264
}]
</instances>
